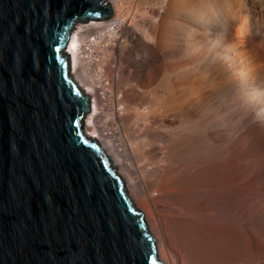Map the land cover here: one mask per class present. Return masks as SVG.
Returning a JSON list of instances; mask_svg holds the SVG:
<instances>
[{"label":"bare ground","instance_id":"1","mask_svg":"<svg viewBox=\"0 0 264 264\" xmlns=\"http://www.w3.org/2000/svg\"><path fill=\"white\" fill-rule=\"evenodd\" d=\"M101 3L110 15L78 20L68 46L84 130L159 257L264 264V0Z\"/></svg>","mask_w":264,"mask_h":264},{"label":"water","instance_id":"2","mask_svg":"<svg viewBox=\"0 0 264 264\" xmlns=\"http://www.w3.org/2000/svg\"><path fill=\"white\" fill-rule=\"evenodd\" d=\"M101 0H0V264H165L71 72Z\"/></svg>","mask_w":264,"mask_h":264},{"label":"rangeland","instance_id":"3","mask_svg":"<svg viewBox=\"0 0 264 264\" xmlns=\"http://www.w3.org/2000/svg\"><path fill=\"white\" fill-rule=\"evenodd\" d=\"M89 21H91V20H89ZM89 21H87V22H89Z\"/></svg>","mask_w":264,"mask_h":264}]
</instances>
